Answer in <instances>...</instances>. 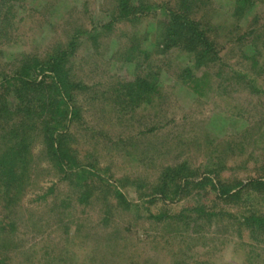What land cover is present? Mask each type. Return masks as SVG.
<instances>
[{"label":"rangeland","instance_id":"rangeland-1","mask_svg":"<svg viewBox=\"0 0 264 264\" xmlns=\"http://www.w3.org/2000/svg\"><path fill=\"white\" fill-rule=\"evenodd\" d=\"M139 2L0 0V264H264V0ZM67 48L79 118L41 117L57 89L17 76Z\"/></svg>","mask_w":264,"mask_h":264},{"label":"trees","instance_id":"trees-1","mask_svg":"<svg viewBox=\"0 0 264 264\" xmlns=\"http://www.w3.org/2000/svg\"><path fill=\"white\" fill-rule=\"evenodd\" d=\"M168 9H166V12H163L165 14V18L169 20V23L171 25H176L180 20H185L182 25H186V22L188 21L186 17L180 12H178V5L174 2H170L167 5ZM115 11H117V14L114 17H111V20L107 21V27H110L114 22L118 20H126L134 18L137 19V15L140 14H146L148 10L147 6H143L140 4L139 0H117V4L115 6ZM113 9V10H114ZM160 11V9H158ZM190 10V7H189ZM188 15V14H187ZM189 17V16H188ZM190 24V22H188ZM194 33H198L197 29L194 27L192 29ZM96 33V32H95ZM167 34V41H170L169 35L171 32H166ZM95 36V35H94ZM93 37V36H92ZM204 45L206 46V50H204V53H209L214 56L215 59L218 57L216 50L214 49V45L211 42H205ZM74 45V42H70V47ZM72 50L70 48H67L66 51H62L59 56H53L50 60H47L43 63H40L38 60L33 65L25 66L22 72L19 73L18 80L22 82L23 85H31V86H37L39 87L44 82V86H54V88L57 89L59 99L55 103H51V108H46V112L41 113L42 116L49 117L54 116V119L60 120L61 116H68L69 120H72L73 118H79L78 114V108L74 106L71 100V93L75 89H80L81 86L76 83L73 80H70L67 73V68H64V63H66V54L70 53ZM39 76H42L39 78ZM202 76H199L198 78L194 79V88L201 86V83L204 85V80H202ZM202 88V86L200 87ZM44 108V107H43ZM32 118V117H31ZM45 134H44V142L48 146V150L50 155L52 156V159L57 160L58 164L60 165V170H63L65 172L66 169H68L69 173L77 175L75 177L76 180L80 181L81 173L84 175H87L85 172V169L83 166L80 165H71L69 163L72 162V157L69 152L63 151L61 152L60 149V141L61 137L59 135V132L57 130L56 126H45ZM24 142V140L22 139ZM20 140L17 142V146L20 145ZM26 149V147H25ZM26 153V150H24ZM13 156V159L16 161H21L20 153L16 150H12L11 152L6 153L3 155L5 159H8L9 156ZM5 161V162H4ZM0 160L1 163H8V160ZM65 169V170H64ZM262 182L264 181V176L262 175L259 179ZM172 181V179L170 180ZM119 191V189H117ZM163 190V186L161 185L160 191ZM230 190H224L222 193H228ZM178 193V191H176ZM119 193V192H118ZM120 194V193H119ZM121 196V194H120ZM253 223V225H264V219H258L256 217H250L249 218Z\"/></svg>","mask_w":264,"mask_h":264}]
</instances>
